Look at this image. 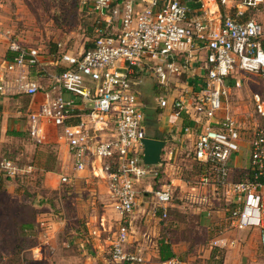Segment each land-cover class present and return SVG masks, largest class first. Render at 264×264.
<instances>
[{
    "label": "built area",
    "instance_id": "2783aa9c",
    "mask_svg": "<svg viewBox=\"0 0 264 264\" xmlns=\"http://www.w3.org/2000/svg\"><path fill=\"white\" fill-rule=\"evenodd\" d=\"M200 1L194 6L183 0H92L86 6L104 23L103 31L96 29L93 47L79 54L60 50L58 44L50 69L42 63L41 49L8 44L12 56L4 63L0 93L42 94L38 108L26 117L29 136L41 142L55 129L59 143L70 151L73 171L90 167L94 177L106 182L118 219L114 230H106L101 220L97 237L107 235L116 264L144 262L127 248L136 186L152 173L142 159L141 142L147 137L137 86L143 76H154L166 89L170 79L188 75L198 62L205 68L200 86H176L183 88L171 100H157L176 118L189 117L182 132L193 137V159L204 167L186 200L207 209L213 199L221 200L218 211L228 226L258 230L264 250V100L251 95L253 120L244 126L230 106L242 76L264 74V22L240 12L222 18L216 2L207 6ZM30 69L45 73L51 83L42 88ZM0 170L9 178L21 172L7 159L0 161ZM153 197L165 219L172 193L164 188ZM233 244L221 238L210 247ZM160 264L199 263L172 258Z\"/></svg>",
    "mask_w": 264,
    "mask_h": 264
},
{
    "label": "rangeland",
    "instance_id": "374dc122",
    "mask_svg": "<svg viewBox=\"0 0 264 264\" xmlns=\"http://www.w3.org/2000/svg\"><path fill=\"white\" fill-rule=\"evenodd\" d=\"M91 1L72 0V2L64 3L63 0H0L2 40L7 44L18 42L26 47L39 48L44 52V57L47 56L46 61L49 59L48 54L57 52L58 44L63 50L79 54L95 36L91 26L97 17L93 13L89 14L91 12L86 8V4ZM201 1L202 3L216 2L222 18L235 17L237 12H240L245 18L264 22V0H227L224 5L221 3L222 0ZM197 66L200 67L203 64L195 63L192 69H196ZM185 80L186 76L177 80L172 79L166 91L170 94L178 93L183 87L178 90L175 84L182 86ZM240 81L242 87L233 95L230 106L236 118L244 126L253 120L251 95L259 94L264 100V74L244 75ZM159 87L154 76L142 77L141 83L137 86L142 109L149 108L150 112L160 109L161 113L167 109V107L157 106L161 93ZM20 116L25 118L23 115ZM26 138L30 141V145H33L31 148L26 149L22 145V143L26 145L24 140H14L6 147L5 143H2L0 151L5 148L6 154H2L3 151L0 153V161L10 160L21 169V172L10 178L12 181L6 185L7 194L12 198L8 207L24 202L37 212L35 217L37 233L36 237L30 240L28 256L35 261V257L40 256L41 252L46 259L43 263L31 264H116L111 260L105 241L107 235L104 234V237L98 239L90 234L93 231L101 232L100 219L103 216L106 230L109 228L114 230L117 225L118 215L110 206L106 182L95 178L90 167L75 173L68 164H65L63 168L62 165H57L58 170L51 176L48 175L50 170L38 171L34 167H29L34 162L32 158L36 150L34 146L42 145H38L40 143L29 137L28 133ZM50 141L52 143L48 149L52 156L57 153V150L53 137ZM166 147L162 150L161 165H143L146 170L151 169L152 173L143 178L136 187L137 205L128 219L131 234L128 251L143 256L144 259L149 260L148 264H151L150 261L158 264L156 261L158 243L167 240L176 250L178 259L210 264L212 248L209 245L214 240L224 238L234 241V244L232 247L228 245L230 248H217V257L213 260L216 264L223 262L227 251L240 245L253 247V253L248 258V262L264 264L263 253L259 247L260 234L251 231L255 229L234 231L222 217L223 213L217 214L215 219L210 220L211 224H208L207 228L198 226L196 216L192 213L198 210L184 200L191 190L190 187L195 186L199 178L192 156L191 139L180 134L177 141L169 142ZM170 151L172 156L167 159ZM49 168L50 172L56 170L52 160H50ZM0 174L4 173L0 170ZM15 177L19 178L21 182L19 185L13 182ZM61 177H66L68 182H63ZM148 184L153 192L162 190L164 186L168 188L173 198L169 205L178 200L180 209H174L168 205L167 217L163 219L161 211L153 201V193H147L145 190ZM24 189L30 196L35 195V200L31 197H22ZM222 206L221 200L213 199L210 204L211 211L222 209ZM200 211L207 210L201 208ZM175 217L182 223L178 228L173 227L172 219ZM219 217L222 218L217 219ZM146 260L143 264H146Z\"/></svg>",
    "mask_w": 264,
    "mask_h": 264
},
{
    "label": "crops",
    "instance_id": "0c3cea01",
    "mask_svg": "<svg viewBox=\"0 0 264 264\" xmlns=\"http://www.w3.org/2000/svg\"><path fill=\"white\" fill-rule=\"evenodd\" d=\"M204 4L207 6L213 5L212 2L211 3H204ZM60 50H63V49H60ZM58 51H59V49L57 48V52L55 54H48L49 59L47 61H46L47 56L42 58V63L45 64L46 68H49V69L52 68V67H49L48 64H49V62H52L54 60ZM64 51H68V50H64ZM68 52H70V51H68ZM71 54L75 55V53H71ZM11 56H12L11 53L8 51V44L4 40H2V35H0V78H2L4 75V63H5V61L9 60V58ZM193 69L191 68L190 71ZM28 72H29V75L31 78L38 80L40 82L41 86H44V87H42L44 89L51 83L50 79L43 72H39L36 69H30ZM204 75H205V68L203 66H200V67L197 66L196 69L193 70V72H190L188 75H184V76H186V80H185L186 82L184 81L185 83L182 86H200V82L202 81V77ZM184 76H182V77H184ZM172 79L177 80V79H181V77L180 78H172ZM172 79H170V81ZM175 86H181V84H175ZM159 90L161 92L159 94V97L165 96L168 98V100H171V98L176 94V93L170 94L166 91V89H162L161 87H159ZM137 91H138V88H137ZM138 94H139V92H138ZM64 96L66 98L71 97L68 93H64ZM41 99H42V94H37L33 97H29V96L23 95V94H8V93L2 94V93H0V146L1 147H2V143H5L4 146L6 147L7 145L13 143L14 140H22V141L24 140V142H26V145L23 143H22V145H24V147L26 149H28V147L31 148V146H33V145H30V141H28V139L26 138V133H28L27 132L26 117H27L29 112H31L33 109L38 108V105H39V102L41 101ZM142 110L145 113L144 129L146 130L145 133H146L147 138L159 139V140L164 141L165 142V145H164L165 148H167L166 146H168L169 142L177 141L179 139L180 134H183L182 129L185 126L189 125V123H190L189 117L187 115H183L181 118H176L174 116L173 112L168 107L162 113H161L160 109H158L157 111L154 110L153 112H150L149 108H147L146 110H144V109H142ZM158 111H160V113ZM20 115H23L25 118H21L22 116H20ZM51 137L54 138V141L56 143L57 153L53 154L54 156L53 155L51 156V151L48 149L49 145L52 143L50 141ZM186 137L191 139L192 146H193V137H189V136H186ZM39 143L40 144H38V145H42V146H34V148L36 149V150H34L33 156H32V158L34 159V162L32 165H29V167H34L37 170L39 169V171H42L43 169L45 170V168L42 167V165H43L42 163H44V161L48 157H51L54 159V165H56V170H58V168H59V166H57V165H62L61 167L63 168L65 166V164H68L70 167H72V159H71L72 157H71L70 151L65 144L59 143V141L57 139V132L55 129L54 130L52 129L49 132L48 136L45 137L43 140H41V142H39ZM5 150H6L5 148L4 149L2 148L0 153L3 151L2 154H6ZM10 152H12V151H10ZM22 155H23V152L21 153V156ZM171 156H172V151L169 152L167 159H170ZM48 170H51V169H48ZM53 174L54 173H52V172H48L49 176H51ZM139 183H138V185H139ZM164 187L161 189H164ZM145 190L147 193L148 192L153 193V196H154V192L152 191V188L149 184L145 187ZM109 198H110V196H109ZM184 200L192 208H195L198 210V212L193 211L192 213L196 216L197 224L201 228H207V225L211 224L210 220L215 219L217 217L216 216L217 214H221V212L218 211L219 209H214L213 211H211V209L208 208L209 209L208 212L207 211L202 212V211H200V209L202 207H198V206H194V205L189 204L188 201L186 200V196L184 197ZM153 201L155 203L154 197H153ZM136 205H137V200H136ZM136 205H135V207H136ZM169 206L173 207L174 209H178V210L180 209L178 200H176L175 203H172ZM158 209H159V211H161L163 213V210H161V208H158ZM205 209L208 210L207 208H205ZM222 217L226 220L224 215ZM222 217H219L217 219H220ZM101 220H105L104 216L101 217L100 221ZM172 221H173V227L174 228L175 227L178 228L179 226L182 225L181 221L176 217L173 218ZM251 231H256L259 233V231L256 229L251 230ZM93 233H95L94 235H95V237H97L98 232L97 231L90 232L91 236ZM103 235L104 234H102L101 238L104 237ZM130 241H131V234L129 233L128 245L130 244ZM259 241H260V239H259ZM169 244H170L172 251L176 254V250L174 249L173 245L171 243H169ZM128 245H127V248H128ZM230 247H232V246H230ZM259 247H260V243H259ZM260 250L262 251L261 247H260ZM252 253H253V247L252 246H249V245L243 246V247L241 245L235 246L225 253L224 260H223L222 264H252V263L248 262V258L250 257V255ZM262 253H263V251H262ZM263 255H264V253H263ZM176 256L178 257L177 254H176ZM45 259H46V256L40 252V256L37 255L35 257L34 262L43 263V261H45ZM143 259H144V257H143ZM156 259H157L156 261L158 262V264H160L161 262L158 260V253L156 255ZM145 260L146 259H144V261ZM150 260H153V259H150ZM146 261H147L146 264H148L149 260H146ZM150 263L153 264L151 261H150Z\"/></svg>",
    "mask_w": 264,
    "mask_h": 264
},
{
    "label": "trees",
    "instance_id": "16d2710c",
    "mask_svg": "<svg viewBox=\"0 0 264 264\" xmlns=\"http://www.w3.org/2000/svg\"><path fill=\"white\" fill-rule=\"evenodd\" d=\"M122 0H115V2H121ZM64 3L72 2V0H63ZM63 5V3H61ZM194 6L199 5V0L196 4H191ZM89 10V8L86 6ZM89 12H91L89 10ZM93 12L89 13L92 14ZM95 14V13H93ZM199 14V12L197 13ZM96 15V20L92 24L91 28L95 37L97 34L95 33L96 29H104V23L100 21V18ZM93 39V41H94ZM93 41L84 46V50L90 49L93 47ZM50 160L54 162V159L51 157L46 158L44 163H42V167L45 168L44 171H49ZM194 160V159H193ZM195 161V160H194ZM197 166L198 175L202 173L203 166L200 165L197 161H195ZM42 170V171H43ZM39 171V169H38ZM51 171V170H50ZM49 171V172H50ZM57 170H52L55 173ZM199 179V178H198ZM197 179V181H198ZM12 181L9 177L4 174H0V264H31L34 261L28 256V250L30 249L29 243H31V239L36 237L35 231V217L36 210L33 209L32 206L27 205L26 203H21L19 205H15L13 207L9 206V201L12 198L7 194L6 185ZM13 182L19 185L21 182L19 178L15 177ZM196 185V184H195ZM22 187V186H20ZM193 187V186H192ZM23 188V187H22ZM20 188V189H22ZM31 197L35 200V195L30 196L26 189L22 192V197ZM25 201V200H23ZM40 202V201H39ZM17 213V215L15 214ZM161 214H163L161 212ZM167 214V209H166ZM262 249V248H261ZM264 253V250H262ZM218 249L212 248V252L210 254V264H216L213 260L217 257ZM158 260L160 262H164L170 260L172 258H177L176 254L172 251L169 242L166 240L160 241L157 246ZM136 264V263H134ZM218 264H222L219 262Z\"/></svg>",
    "mask_w": 264,
    "mask_h": 264
},
{
    "label": "water",
    "instance_id": "95a60500",
    "mask_svg": "<svg viewBox=\"0 0 264 264\" xmlns=\"http://www.w3.org/2000/svg\"><path fill=\"white\" fill-rule=\"evenodd\" d=\"M188 4H195L198 0H183ZM142 159L146 166H158L162 164V150L165 142L159 139L144 138L142 140Z\"/></svg>",
    "mask_w": 264,
    "mask_h": 264
}]
</instances>
